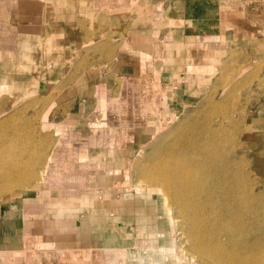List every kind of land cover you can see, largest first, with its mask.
<instances>
[{"label": "crops", "instance_id": "0c3cea01", "mask_svg": "<svg viewBox=\"0 0 264 264\" xmlns=\"http://www.w3.org/2000/svg\"><path fill=\"white\" fill-rule=\"evenodd\" d=\"M260 62L264 0H0V113L41 99L57 135L53 186L0 207V264H152L170 231L161 196L125 184L138 133ZM248 123L264 162V105Z\"/></svg>", "mask_w": 264, "mask_h": 264}, {"label": "rangeland", "instance_id": "374dc122", "mask_svg": "<svg viewBox=\"0 0 264 264\" xmlns=\"http://www.w3.org/2000/svg\"><path fill=\"white\" fill-rule=\"evenodd\" d=\"M215 81V87L199 103L185 106L176 116L166 114L164 121L168 122V117H173V122L161 132L159 126H156L148 128L147 135L141 136L138 133L144 141L135 145V151L126 163H123L125 167L128 166L124 173L126 176L123 175L126 178L125 184L143 191H154L165 201L167 208L164 218L166 221H159V224L161 228L165 227L170 231L166 240L168 243L165 248L151 244V254L148 251L144 258L146 261L142 263H148L151 257L152 264H221L214 262L210 256L203 257V250L217 248L213 242L215 237H212L211 232L205 233L200 222L203 225H215L213 210L216 208L219 211L225 205L222 199L216 201L217 203L207 202L206 197L199 194L191 200L194 204L201 202L202 207L197 205L196 213L189 210L185 212L182 196L184 191L176 183L174 168L177 167L176 171H179V166L186 160L190 171L188 176L199 180L200 175H195L201 169L198 164L201 160L199 155L212 148V152L215 151L208 159V166L213 163L216 166L208 170V176L220 180L219 184H222L227 181L223 179L224 173L226 175L227 172L231 195L241 190L245 201L247 200L244 211L242 210L243 214L247 215V225L249 224L250 228L252 226L256 229L259 226L264 229V162L262 156L255 153L252 128L248 123L250 115L264 105V63L260 62L255 66L243 64L228 70V74L217 76ZM44 108L41 99L30 98L0 113V207H9L11 203L22 199L23 195L27 200L33 199L40 187L47 188L50 184L53 186L49 180L46 181L47 171L44 170L51 161L50 155H53L51 151L56 145L57 135L51 124L50 128L46 125L50 120L48 111L43 114ZM212 144L214 147H211ZM215 146L219 147L218 150ZM215 153H219L218 156ZM260 153L264 154L263 151ZM222 155H225L226 159H223ZM242 172L245 175H242ZM71 182L73 181L68 180L63 183L68 185L72 184ZM37 184H40L38 189ZM56 186L61 187V184L56 183ZM55 196L56 194L53 198ZM35 197L39 198L37 195ZM238 212L241 213L240 210ZM221 240L225 243V254L229 250L231 252L230 241L228 245L225 236H222ZM171 247L175 249L177 257L165 256L164 253ZM225 257L227 258V255Z\"/></svg>", "mask_w": 264, "mask_h": 264}, {"label": "bare ground", "instance_id": "6f19581e", "mask_svg": "<svg viewBox=\"0 0 264 264\" xmlns=\"http://www.w3.org/2000/svg\"><path fill=\"white\" fill-rule=\"evenodd\" d=\"M153 85V84H152ZM152 89V88H151ZM192 112V111H191ZM169 121V120H168ZM163 126V125H161ZM162 129H160V132ZM157 133V131L155 132ZM159 133V132H158ZM155 136V134L153 135ZM152 136V137H153ZM223 137V136H222ZM221 137V138H222ZM226 137V136H225ZM224 137V139H225ZM262 137V136H261ZM220 138V139H221ZM212 143V141H211ZM221 143V142H220ZM199 145V144H198ZM201 145V144H200ZM192 146V144H191ZM210 146V145H208ZM193 147V146H192ZM198 146H196L197 148ZM206 147V146H205ZM211 147H214L213 144ZM217 147V146H215ZM219 147H217L218 150ZM223 148V147H222ZM221 148V149H222ZM199 149V148H198ZM211 149V148H210ZM214 149V148H212ZM211 150H206L204 154L199 155L201 158V162L199 161V165H201V169L197 171H194L195 175H200L199 180H196L194 178H191L188 176L190 174L189 171V165L187 161H183L182 164L179 166V171L177 167L175 170V179L179 178L178 180L176 179V183L182 187L183 189V198H184V205L183 209L184 211H191L192 213H196V207L199 205V207H202V203L200 204H194V202L191 200V198L195 197L196 195L199 196V194L203 195L206 197L207 202H218L222 199L225 207L223 209H218L215 208L213 210L214 213V224L209 225H204L200 222V224L204 227L203 231L205 233H210L212 234V237L215 239L214 245L217 248L216 250L208 249L203 250L202 254L203 257L207 258L210 256L214 262H218L221 264H264V229L260 228H251L249 227V224L247 225V215L245 216L242 212V210L245 208L247 204V200L245 201L244 199V194L243 191L238 190L235 195H231V187L228 186V174L226 172V175L224 173L223 179L227 180L225 182H222V184H219V181L216 179H212L208 176V170L216 166L214 163L211 164V166H208V159L213 156L214 151L212 152ZM141 150V149H140ZM216 150V151H217ZM52 152V151H51ZM219 152V151H218ZM216 154V153H215ZM219 153L216 155L218 156ZM225 154V153H224ZM194 155V154H193ZM216 156V158H217ZM230 156V155H229ZM53 155H50V158H52ZM223 159H226V156L222 155ZM193 158V157H192ZM215 158V159H216ZM231 158V157H230ZM195 159V158H194ZM204 159V160H203ZM206 159V162H205ZM222 159V160H223ZM188 160V159H187ZM190 160V159H189ZM203 160V161H202ZM230 160V159H229ZM192 161V160H191ZM195 161V160H194ZM219 161V160H218ZM227 161V160H226ZM222 162V161H220ZM204 164V165H203ZM170 165V164H169ZM167 165V166H169ZM237 165V164H236ZM148 167V166H147ZM209 167V168H208ZM232 167V166H231ZM256 167V166H255ZM157 168V167H156ZM169 168V167H168ZM171 168V166H170ZM216 168V167H215ZM48 167H46L47 171ZM172 169V168H171ZM170 169V170H171ZM199 169V168H198ZM236 169V168H235ZM215 170V169H212ZM218 170V169H217ZM220 170V169H219ZM218 170V171H219ZM242 171V170H241ZM245 171V170H244ZM243 171V172H244ZM172 172V170H171ZM179 174H178V173ZM216 172V171H214ZM213 172V173H214ZM242 172V175L244 174ZM174 173V172H173ZM212 174V173H211ZM218 174V173H217ZM241 174V173H240ZM210 175V171H209ZM245 175V174H244ZM233 176V175H232ZM235 176V175H234ZM238 176V175H237ZM209 177V178H208ZM218 176H216L217 178ZM222 177V176H221ZM220 177V178H221ZM34 178V177H33ZM214 178V177H213ZM219 178V179H220ZM235 178V177H234ZM240 178V177H238ZM244 178V177H243ZM211 179V180H210ZM230 180V179H229ZM237 180V179H235ZM241 181V178L239 179ZM210 181V183H209ZM248 182V181H247ZM231 183V182H230ZM239 183V181H238ZM246 183V182H245ZM253 183V182H252ZM257 183V182H256ZM236 184V183H235ZM234 184V185H235ZM244 184V183H242ZM240 184V185H242ZM219 185V186H218ZM230 185V184H229ZM237 185V184H236ZM246 185V184H245ZM251 185V184H250ZM40 184H37V188H39ZM255 186V185H254ZM247 187V186H246ZM219 188V189H218ZM240 188V187H239ZM259 188V187H258ZM247 189V188H246ZM245 189V190H246ZM249 189V188H248ZM234 190V189H233ZM235 191V190H234ZM257 191V190H256ZM255 191V192H256ZM233 193V192H232ZM229 199H228V195ZM257 197V196H256ZM254 200V199H253ZM221 201V202H222ZM216 202V203H217ZM249 203V202H248ZM251 203V201H250ZM219 204V203H218ZM252 204V203H251ZM222 205V203H221ZM215 206V205H213ZM220 206V205H219ZM236 206V207H235ZM212 207V206H211ZM221 207V206H220ZM260 207V206H259ZM262 207V206H261ZM222 208V207H221ZM250 208V206L248 207ZM253 208V207H252ZM222 210V211H221ZM241 211L239 213L238 211ZM246 210V209H245ZM250 210V209H249ZM244 211V210H243ZM212 212V211H211ZM239 213V214H238ZM252 214V213H251ZM203 215V214H202ZM180 219V218H179ZM225 222L220 223L222 220H226ZM264 219V218H263ZM202 221V220H201ZM254 222V221H253ZM252 222V223H253ZM195 225V223H194ZM264 226V225H263ZM262 226V227H263ZM255 227V226H254ZM254 229V230H253ZM184 233V232H183ZM210 234V236H211ZM202 235V234H201ZM225 236L226 240L225 242L228 241V245L231 243V252L225 254L226 248H225V243L223 240H221V237ZM198 238V237H197ZM217 238V240H216ZM209 239V238H208ZM213 239V240H214ZM188 240V239H187ZM191 240V239H189ZM207 240V239H206ZM211 240V239H210ZM209 240V241H210ZM196 241V240H195ZM230 241V243H229ZM204 242V241H203ZM208 242V241H207ZM206 243V242H205ZM204 245V243H203ZM191 246V245H190ZM202 247V245H200ZM202 248H205L204 246ZM180 251V250H179ZM78 255V254H77ZM200 255V254H199ZM227 255V258L225 257ZM89 258V257H88ZM208 260V259H207ZM212 264V263H211Z\"/></svg>", "mask_w": 264, "mask_h": 264}]
</instances>
